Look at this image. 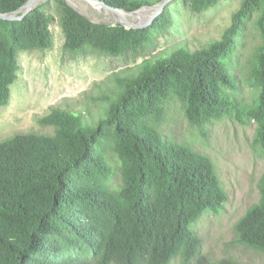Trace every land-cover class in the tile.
<instances>
[{"label":"trees","instance_id":"trees-1","mask_svg":"<svg viewBox=\"0 0 264 264\" xmlns=\"http://www.w3.org/2000/svg\"><path fill=\"white\" fill-rule=\"evenodd\" d=\"M26 1L0 0V11H16ZM57 1L71 54H137L171 23L168 6L152 26L128 29L94 22ZM104 1L134 11L161 0ZM219 1L189 5L201 13ZM48 4L22 20L0 18V106L9 102L18 52L53 46ZM257 13L261 39L250 75L260 92L249 106L225 90L237 88L226 59ZM119 80L123 90L95 125L54 107L40 119L53 132L17 133L0 142V264H244L200 253L202 239L192 224L228 196L208 154L167 138L157 126L166 103L179 99L195 127L224 117L255 121L254 143L264 154V0H242L221 37L205 47L193 50L181 42ZM259 187V201L235 230L239 242L264 253V173Z\"/></svg>","mask_w":264,"mask_h":264},{"label":"rangeland","instance_id":"rangeland-1","mask_svg":"<svg viewBox=\"0 0 264 264\" xmlns=\"http://www.w3.org/2000/svg\"><path fill=\"white\" fill-rule=\"evenodd\" d=\"M71 1L92 21L116 24L122 19L118 12L89 0ZM241 1L220 0L217 5L197 13L191 9L189 0H171L167 4L170 25L140 53L122 56L94 51L67 52L60 20L61 4L57 0L43 2L49 3L45 9L54 17L50 25L53 46L18 52L19 70L11 85L10 99L0 106V142L17 133L53 132L40 119L54 107L69 109L82 116L84 124L95 125L109 109L110 99H116L123 90L120 78L137 74L146 60L153 61L176 44L185 41L195 50L220 38ZM149 16L142 20H149ZM259 16L257 13L248 21L244 37L237 40L226 59L229 71L236 76L237 88L225 87V90L249 106L254 105L260 92L250 75L252 52L261 39ZM166 107L157 128L167 138L192 144L208 154L216 164L228 196L217 210H206L192 224L202 239L200 253L213 261L229 257L244 264H264V253L239 242L235 230L237 221L261 197L259 180L264 173V154L254 143L257 123L244 124L234 117H224L200 128L189 123L185 106L179 99L168 101ZM111 150L112 143H107V153L112 154ZM119 168L120 164L115 178L120 176Z\"/></svg>","mask_w":264,"mask_h":264},{"label":"water","instance_id":"water-1","mask_svg":"<svg viewBox=\"0 0 264 264\" xmlns=\"http://www.w3.org/2000/svg\"><path fill=\"white\" fill-rule=\"evenodd\" d=\"M48 0H27L19 9L12 12H1L0 11V18L3 20H22L24 19L28 14H30L35 8H37L39 5H41L43 2H46ZM71 6H73L75 9H77L71 0H66ZM93 4L97 6H105L109 9L113 10L114 12H118L122 19L118 21L116 24H122L128 29H143L149 27L155 19L164 11L167 4L171 0H161L159 3L153 5V6H142L141 8L134 10V11H128L123 8H116L109 3H107L104 0H89ZM143 9H150L153 10V13L150 15L149 20L143 21L142 18L138 20H134L132 17H130L131 14L137 13ZM78 10V9H77ZM80 13H82L80 10H78ZM122 13H125L129 16V18H125ZM83 14V13H82ZM84 15V14H83ZM95 22V21H94ZM98 23V22H97ZM113 24V25H116Z\"/></svg>","mask_w":264,"mask_h":264},{"label":"bare ground","instance_id":"bare-ground-1","mask_svg":"<svg viewBox=\"0 0 264 264\" xmlns=\"http://www.w3.org/2000/svg\"><path fill=\"white\" fill-rule=\"evenodd\" d=\"M145 10H148V11H150V12H146ZM152 13H153V10H150V9H143V10L137 12V13L131 14L130 17H132L134 20H135V19L138 20V19H141V18H143V17H145V16L151 15ZM149 17H150V16H149Z\"/></svg>","mask_w":264,"mask_h":264}]
</instances>
